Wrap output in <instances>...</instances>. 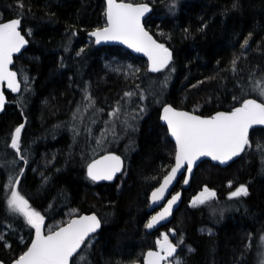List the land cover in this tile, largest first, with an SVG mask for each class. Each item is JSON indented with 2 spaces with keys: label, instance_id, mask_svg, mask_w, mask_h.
Listing matches in <instances>:
<instances>
[{
  "label": "trees",
  "instance_id": "1",
  "mask_svg": "<svg viewBox=\"0 0 264 264\" xmlns=\"http://www.w3.org/2000/svg\"><path fill=\"white\" fill-rule=\"evenodd\" d=\"M127 2L150 6L145 28L172 53L162 72L150 73L143 58L122 47L94 44L89 33L105 25V0H0V22L20 18L28 40L13 66L21 91L6 93L0 114V260L16 259L33 234L24 218L7 208V185L18 177L17 190L44 216L45 227L55 229L83 213L101 221L83 250L85 261L74 257L76 264L141 262L168 230L175 231L182 264H261L264 151L257 146L264 148V128L251 131L252 147L228 166L201 162L172 221L151 234L144 228L148 194L174 157V144L159 122L161 106L210 116L245 99H264L251 91L264 77V0ZM86 95L95 105L84 112ZM117 107L115 120L109 113ZM77 108L82 120L73 119ZM20 125L26 164L10 147ZM107 152L123 159L124 170L112 183H94L86 169ZM240 185L249 195L229 199ZM205 187L215 191V199L193 207Z\"/></svg>",
  "mask_w": 264,
  "mask_h": 264
},
{
  "label": "snow or ice",
  "instance_id": "2",
  "mask_svg": "<svg viewBox=\"0 0 264 264\" xmlns=\"http://www.w3.org/2000/svg\"><path fill=\"white\" fill-rule=\"evenodd\" d=\"M106 5L105 26L89 33L95 38V43L118 41L135 52L143 53L148 58V71L150 72L159 73L168 68L172 60L171 51L164 44L158 43L142 23L145 14L151 11L150 6L147 3L134 4L127 2V0H106ZM161 35L163 34L161 33ZM248 42V39H245L243 46L246 47ZM27 43L28 41L21 31V19L0 23V84L6 82L7 88L13 93L20 92L21 86L17 81V73L10 70L9 66L13 64V55L20 53ZM82 51L83 49H81ZM236 63L237 61L233 60L234 72ZM137 71L139 70L137 69ZM25 90H27L26 84ZM251 91L264 98V77L253 82ZM124 95L131 97L134 94L126 92ZM143 98V94H141V99ZM85 100L88 103L84 106L83 111L87 112L88 109L94 107L95 101L90 95H86ZM5 103V94L0 90V110H3ZM81 111V108H77L73 115L74 120L78 116L81 120L83 119V116L80 115ZM140 111L143 112L144 109L141 108ZM119 115V107L109 113V116L115 120L119 119ZM162 119L175 140V165L165 176L161 186L152 193L154 204L163 198L177 173L185 166L186 171L191 173L195 162L201 157H210L212 160L224 164L245 152L246 149L251 148L249 130L254 125H264V99L260 102H257L256 99H245L240 107L234 108L231 112H219L210 118H202L189 112L178 111L170 105H166L163 107ZM92 123L95 121L93 120ZM125 123L127 122L125 121ZM22 128L23 125L16 127L10 147L16 151L21 159H24L20 150ZM88 131L90 132L91 129ZM107 131L105 129V132L101 133L102 138H106ZM112 131L114 133L115 129L113 128ZM96 143L101 145L102 139H98ZM257 147L264 151V148ZM24 162L26 164L27 160L24 159ZM121 168L120 157L106 155L88 165L87 175L93 182L111 181L121 171ZM19 175L22 176L23 171ZM184 183L187 184L188 180L185 179ZM18 184V177L10 178L7 185L10 189L7 208L11 214L24 218L27 225L35 230V238L27 250L14 261V264H70L74 257L78 262L85 261L86 257L83 250L91 246V234L95 233L101 226V221L97 216L93 214L70 219L66 226L57 227L56 230L49 228L45 233L44 216L33 209L28 200L20 194L16 187ZM229 187H231V182H229ZM248 195L247 186L240 185L229 194V199L247 197ZM215 197V191L205 187L192 200V206L204 205ZM178 199L179 194L172 196L163 211L152 216L145 227L152 229L157 223L166 219L171 214L172 207ZM86 241H88L87 244ZM182 242L181 240L180 243ZM261 243L264 245V237H261ZM157 246L159 251L147 253L146 264H160L161 261H168L169 264H182L175 255L178 245L173 244L167 234H164L162 239L157 241ZM76 261H73V264H76ZM261 264H264V260L261 261Z\"/></svg>",
  "mask_w": 264,
  "mask_h": 264
},
{
  "label": "water",
  "instance_id": "3",
  "mask_svg": "<svg viewBox=\"0 0 264 264\" xmlns=\"http://www.w3.org/2000/svg\"><path fill=\"white\" fill-rule=\"evenodd\" d=\"M134 4H136V3H134ZM105 6H107V5H106V0H105ZM150 12H151V11H150ZM150 12L146 13L145 16L143 17V20H142L143 25H144V20H145V18L150 14ZM13 19H18V18H12V19H9V20H6V21H1L0 23H3V22H9V21H11V20H13ZM19 19H20V18H19ZM105 24H106V22H105ZM104 26H105V25H104ZM104 26H103V27H104ZM144 27H145V25H144ZM101 28H102V27H101ZM145 29H146V28H145ZM95 30H96V29H95ZM146 30H147V29H146ZM93 31H94V30H93ZM147 31H148V30H147ZM91 32H92V31H91ZM91 32H90V33H91ZM148 32H149V31H148ZM22 34L25 35L23 32H22ZM149 34L153 37V35H152L150 32H149ZM89 37L92 39V41L94 42V44H95L96 46H103V45H117V46H119V47H122V48L126 49L127 51H129V52L132 53L133 55L143 58V59L146 61L147 68H149V61H148V58H147V56H145L143 53L135 52L133 49L129 48L127 45H125V44H123V43H120V42H118V41H108V42H101L100 44H97V43H95V38H94V37H92V36H90V35H89ZM25 38L27 39L26 36H25ZM153 38H154V37H153ZM154 39H155V38H154ZM155 40H156V39H155ZM27 41H28V40H27ZM156 41H157V40H156ZM157 42H158V41H157ZM158 43H159V42H158ZM27 46H28V43L25 45L24 48L21 49V52H20V53H15V54L13 55V64L9 66V67H10V70L15 71V69L13 68V66H14V59H15V57L20 56V55L25 51V49L27 48ZM15 72H16V71H15ZM149 72H150V71H149ZM16 73H17V72H16ZM150 73H153V72H150ZM17 81L20 83V86H21V82H20V80H19L18 73H17ZM0 90H2V91L4 92L5 97H6V93H10V94L13 95V96H17V95L20 93V92H18V93H13V92H11V91L7 88L6 82H5L4 84H0ZM249 99H254V98H249ZM257 102H260V101L257 100ZM6 103H7V97H6ZM6 103H5V105H6ZM5 105H4V107H5ZM166 105H170L171 107H173L174 109H176V110H178V111L189 112V113H192V114L198 115V116H200V117H202V118H210V117L214 116L215 114H217V113H219V112H225V113H227V112H231V111L233 110V109H232V110H230V111H216V112H214V113H213L212 115H210V116H202V115H200L199 113H196V112H194V111H190V110H185V109L176 108V107L172 106V105L169 104V103H165L164 105L161 106L160 111H159V122H160V124H161L162 126H164V127L166 128V131H167V134H168V138H169L170 141L174 144L175 149H174L173 164H172L171 167L167 170V172L164 174V176L161 178V180H160V182L158 183V185H157L156 187H154V188L149 192V194H148V205H147V207H146V212H147L148 214H150V217H149L148 221L152 218V216H155V215H157V213L163 211L164 207H166L167 202L172 198V196H175V195L179 194V199H178L177 202L173 205V207H172V212H171V214H170L169 216H167L166 219H164V220L160 221L159 223H157V224L155 225V227H153L152 229H148V228H146V227L144 228V230H145V232H146L147 234H151V233H153V232L159 230L160 228H162L163 226L168 225V224L172 221V218H173V214H174V212L179 208V206H180V204H181V202H182V199H183V192L186 191L187 189H189V187H190V183H191V179H192L193 174H194V171H195V169L198 167V165H199L201 162H203V161H209V162H210L211 164H213V165H218V166H220V167H226V166H228L230 163H232L233 161H235L236 159H238V158L241 156V154H242V153H241L239 156L234 157L232 160H230V161H228L227 163H224V164H221L219 161H214V160H212L210 157H201L199 160H197V161L195 162V164H194V166H193V168H192L191 173H188V172L186 171V166H185V168H182V169L180 170V172L177 173L176 178H175V179L172 181V183L169 185L167 191L164 193L163 198H162L158 203H155V204H154V203L152 202V193H153L156 189H158V188L161 186V184L163 183V180H164L165 176L171 171V168L175 165V151H176L175 140H174V138L170 135L169 130H168V127H167V124H166L165 121H163V119H162V115H163V107L166 106ZM240 106H241V105H239V106H237V107H240ZM235 108H236V107H235ZM3 111H4V108H3V110H0V114H1ZM256 128H264V125H254V126L249 130V135H250L251 131L254 130V129H256ZM106 155H115V156L120 157L119 155H117V154H115V153L107 152V153H103V154H101V155L95 157L94 159L91 160L90 163H92V162L95 161V160H99V159H101L102 157H104V156H106ZM120 160H121V162H122V168H121V171L118 172V173L116 174V176L113 178V180H111V181L101 180V181H96V182H94V183L100 184V183H112V182H114V181L118 178V176H119L120 174H122V172H123V170H124V161H123V159H122L121 157H120ZM90 163H89V164H90ZM87 168H88V167H87ZM86 175H87V169H86ZM87 177H88V175H87ZM88 178H89V177H88ZM89 179H90V178H89ZM185 179L188 180V183H187V184L184 183ZM90 180H91V179H90ZM179 180H181V181H180L179 189L173 192V189L175 188V186L177 185V183L179 182ZM91 181H92V180H91ZM92 182H93V181H92ZM16 187H17V186H16ZM93 214H94V213H89V214L83 213V214H80V215H77V216H72V217L69 218L64 224H62V225H60V226H58V227L66 226L67 222H68L70 219H76V218H79L80 216L93 215ZM94 215H95V214H94ZM97 218H98V217H97ZM148 221H147V223H148ZM147 223H146V224H147ZM44 225H45V224H44ZM56 229H57V228H55V229H53V230H56ZM99 230H100V228L97 229V231H96L95 233H92L91 236L95 235ZM44 231H45V227H44ZM45 233H46V232H45ZM34 238H35V230L33 229L32 238H31L29 244L27 245V247H26V249H25L24 251L27 250V248L30 246L31 242L34 240ZM161 239H162V238H161ZM161 239H160V240H161ZM174 239H175V231H174V230H171V231H170V234H169V240H170L173 244H176V243L174 242ZM176 245H177V244H176ZM24 251H23V252H24ZM149 251H154V252H155V251H159V248H158V246H157V242H156V246H155L154 248L148 249V250H146V251L144 252V255H143V257H142L141 262H135V263H132V264H146L147 253H148ZM178 251H179V248L177 247V251H176V253H175L176 257H178ZM23 252H22L21 254H23ZM21 254H20V255H21ZM20 255H19V256H20ZM19 256H18V257H19ZM18 257H17V258H18ZM17 258H16V259H17ZM16 259H14L13 261H11L9 264H14V261H15ZM0 264H5V263H4L3 261L0 260ZM70 264H71V261H70ZM160 264H169V262H168V261H161Z\"/></svg>",
  "mask_w": 264,
  "mask_h": 264
},
{
  "label": "rangeland",
  "instance_id": "4",
  "mask_svg": "<svg viewBox=\"0 0 264 264\" xmlns=\"http://www.w3.org/2000/svg\"><path fill=\"white\" fill-rule=\"evenodd\" d=\"M234 191V190H233ZM50 227H45V232H47V230L49 229ZM54 227H52L51 229H53ZM164 234H167L168 235V237H169V234H170V230H168V231H163L158 237H157V239H156V241H158V240H160L162 237H163V235ZM175 243H177V240L176 241H174ZM261 249H262V255H261V261L262 260H264V245H261ZM179 258V257H178ZM180 259V261H181V258H179Z\"/></svg>",
  "mask_w": 264,
  "mask_h": 264
},
{
  "label": "flooded vegetation",
  "instance_id": "5",
  "mask_svg": "<svg viewBox=\"0 0 264 264\" xmlns=\"http://www.w3.org/2000/svg\"><path fill=\"white\" fill-rule=\"evenodd\" d=\"M157 242V241H156Z\"/></svg>",
  "mask_w": 264,
  "mask_h": 264
}]
</instances>
